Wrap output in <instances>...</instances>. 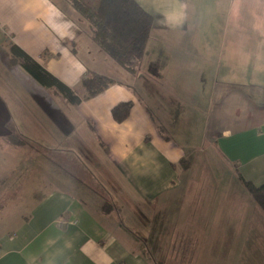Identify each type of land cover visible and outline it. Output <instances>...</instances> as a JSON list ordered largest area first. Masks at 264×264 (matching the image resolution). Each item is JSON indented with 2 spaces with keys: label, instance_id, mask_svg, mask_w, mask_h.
I'll return each instance as SVG.
<instances>
[{
  "label": "crops",
  "instance_id": "1",
  "mask_svg": "<svg viewBox=\"0 0 264 264\" xmlns=\"http://www.w3.org/2000/svg\"><path fill=\"white\" fill-rule=\"evenodd\" d=\"M135 1L153 23L145 53L129 72L91 40L88 24L67 0H0V151L14 147L27 156V143L38 150L31 161L32 200L1 203L0 264H160L162 258L151 255L160 249L147 232H175L172 237L188 238L198 253L199 234L217 232L219 212L233 201L231 185L242 187L239 177L264 184V0ZM223 10L222 25L193 19ZM218 26L224 58L207 65L217 79L202 112L189 121H201L207 140L205 175L195 180L192 147L184 146L187 128L180 127L187 116L183 101L202 77L211 56L205 45L216 41L211 30ZM10 45L80 102L69 104L11 63ZM88 71L112 83L86 97L81 80ZM128 102L127 118L115 121L111 110ZM10 121L24 141L20 147L5 139ZM13 166L1 177L26 170L23 159ZM223 172L231 182L217 181ZM201 255L192 264H204Z\"/></svg>",
  "mask_w": 264,
  "mask_h": 264
},
{
  "label": "rangeland",
  "instance_id": "2",
  "mask_svg": "<svg viewBox=\"0 0 264 264\" xmlns=\"http://www.w3.org/2000/svg\"><path fill=\"white\" fill-rule=\"evenodd\" d=\"M218 15V16H217ZM225 12L224 10L221 13H206V14H197V16H193V19L196 21L204 22H219L220 24L224 22ZM191 22H195L192 20ZM216 25V24H215ZM222 25V24H221ZM189 31V30H188ZM187 31V32H188ZM212 34L216 36V41L211 45H205V50L208 53H211V56L208 58V62H205L203 66L202 77L199 80L196 78L198 84L196 85L195 90L191 92V99L189 100L186 98L183 101V107L186 110V118L181 119L184 120V125L180 124V127L187 128L185 132L186 142L180 141L181 143L184 142V146L192 147L191 153L192 155V169H191V176L195 180H198L200 176L205 175L203 172L200 174V170L202 169L201 166L206 159L205 154L202 153L203 147L206 145L207 140L205 138L203 129L204 126L201 124V121L198 124L194 125L190 123V117L193 112L201 113L202 108L205 107L207 102V98H209V90H210V83H213L216 77H212L208 75L210 72L207 73V65L214 62V59L217 58V62H220V59H223L224 47L223 44H220L221 40L219 39L218 32L220 31L219 26L216 30H211ZM193 31H191L192 35ZM152 36V35H151ZM154 37L157 35L154 34ZM161 36V35H160ZM171 35L165 34V38H169ZM162 37V36H161ZM203 45V46H204ZM206 57V55L204 54ZM191 60L187 59L179 64H186ZM214 69L211 71V75L214 74ZM176 77V76H174ZM173 76L170 77L172 81ZM189 80L190 84L195 81V78L190 77L186 78ZM201 81V85L199 82ZM178 84V78H177ZM201 86L198 88L197 86ZM194 87V85H193ZM201 90V91H199ZM199 91V92H198ZM194 92L196 93L194 96ZM185 102V103H184ZM186 104V105H185ZM177 129V128H175ZM176 137L177 133L174 132ZM191 137H194V140H191ZM177 141V140H176ZM26 151H28L29 156H25V153H21L19 148L11 147L10 151L2 152L0 151V177L4 174L2 173L6 168L9 166H16L18 160L23 159L25 163L26 170L22 173L21 166L16 168L14 173H10L9 180L7 182L9 188L5 191L0 192V204L6 201L10 197H14L16 199H22V202L25 201L26 204L29 203L33 196L35 195L34 186L37 184L34 182V173H33V151L35 150L33 147L30 148L29 144L27 143ZM6 149V148H3ZM29 156V157H28ZM29 158V159H28ZM37 160V159H36ZM41 163H37L41 166L51 167L52 169H57L54 165H50L49 161L46 159H40ZM32 165V166H31ZM8 166V167H7ZM13 166V167H14ZM39 169V166H38ZM45 170V169H44ZM202 171V170H201ZM7 175V176H8ZM213 177V174H212ZM203 179V177H202ZM204 180V179H203ZM234 182L238 181V179L234 176ZM217 181H224L225 183L231 182V177L227 175V173L223 172L222 174H218ZM239 182V181H238ZM194 185L201 184L200 181H193ZM242 188V189H241ZM230 197L233 200L230 203L229 208L223 207V209L219 212V227L217 228V232H203L197 233L200 236L198 240V253L189 246L186 241L188 238L181 239L175 235L172 237L173 233L175 232H147L148 235L152 237V244L153 242L156 243V247L160 249L159 254L156 252V249L153 248V252L151 255L156 257V259H161L163 262L160 264H192L193 260L198 257L199 252H201V261L204 264H264V214L255 204L254 200L251 198L249 193L243 186H237L232 184L230 187ZM242 190L243 193L240 192ZM227 189L224 191L226 192ZM219 198H222V194L219 193ZM222 202V201H221ZM229 203V201L227 202ZM221 204V203H220ZM219 204V205H220ZM221 209V208H220ZM231 217V218H230ZM8 223V222H5ZM11 225L4 226V229H8ZM10 229V228H9ZM8 229V230H9ZM145 235V232H143ZM186 235H193L196 232H185ZM176 237V238H175ZM145 239V238H144ZM174 239L175 243L172 245V240ZM179 241V243H178ZM170 243V244H169ZM169 244V246H168ZM180 244V249H178L177 245ZM190 244V242H189ZM186 245L187 251L185 254L182 253L183 246ZM173 251L170 252V249ZM165 262V263H164Z\"/></svg>",
  "mask_w": 264,
  "mask_h": 264
},
{
  "label": "trees",
  "instance_id": "3",
  "mask_svg": "<svg viewBox=\"0 0 264 264\" xmlns=\"http://www.w3.org/2000/svg\"><path fill=\"white\" fill-rule=\"evenodd\" d=\"M67 2L88 24L91 40L118 66L133 72L145 53L153 23L152 16L135 0H67ZM9 53V61L19 64L41 86L54 89L69 104L77 105L80 102V98L72 89L49 74L15 45L9 46ZM111 83L112 80L108 76L92 71H88L81 80L86 97L98 95ZM130 108L129 102L116 105L111 110L113 119L117 122L123 121L129 115ZM6 129L5 139L9 144L15 147L24 144L11 121L6 124ZM7 175L0 177V192L9 188L7 182H10V177ZM239 178L264 214V184L256 186ZM104 207L108 205L105 204Z\"/></svg>",
  "mask_w": 264,
  "mask_h": 264
}]
</instances>
